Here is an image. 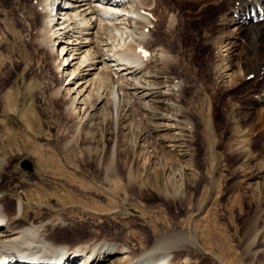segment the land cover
Listing matches in <instances>:
<instances>
[{
    "label": "rangeland",
    "instance_id": "1",
    "mask_svg": "<svg viewBox=\"0 0 264 264\" xmlns=\"http://www.w3.org/2000/svg\"><path fill=\"white\" fill-rule=\"evenodd\" d=\"M20 1L0 0V190L21 194L33 216L69 223L72 232L55 237L72 244L108 234L138 247L142 232L153 237V226L156 236L184 228L198 247L169 255L170 264H264V67L249 78L241 71L247 56L263 59L264 38H233L229 55L212 0L157 1L151 33L170 51L169 71L182 81L180 105L189 116L183 143L174 147L172 130L153 131L156 119L137 100L127 120L132 129H122L126 121L114 119L109 105L104 119L101 112L77 129L66 89L55 93L60 83L70 85L71 67L59 76V45H42L38 13L30 0L20 9ZM110 150L114 165L107 167ZM163 190L183 196L174 201Z\"/></svg>",
    "mask_w": 264,
    "mask_h": 264
},
{
    "label": "bare ground",
    "instance_id": "2",
    "mask_svg": "<svg viewBox=\"0 0 264 264\" xmlns=\"http://www.w3.org/2000/svg\"><path fill=\"white\" fill-rule=\"evenodd\" d=\"M61 1L30 0L29 4L38 13L40 24L37 34L42 45L49 50H56V45H59L57 52L62 54L57 66L59 76L62 77L71 67L66 77V85H70L64 87V84L60 83L55 93L59 94V86L66 89L64 93L69 100L68 107L79 114L73 122L76 128H80L85 122L84 119L92 120L101 112L104 119L105 114H108L104 106L109 105L114 119L121 118L126 121L122 124V129H130L133 123L127 120L131 106L134 100H137L144 115L151 120H162L160 123H155L158 122L156 120L151 122L153 131L172 130L171 145L177 147L183 143V133L188 129L189 116L180 105L183 94L182 81L169 71V49L165 48L162 42H155L151 27H147L148 24H152V28L156 25L152 17L155 16L158 0H63V3H68L66 9L59 6ZM211 3L220 9L217 19L220 27L217 30L223 32L221 38H225L222 41L229 55H233V38L240 37L244 41L264 38V20L254 19L258 17L259 12L264 14V4L260 0H212ZM26 5L24 0L20 1V9ZM141 9L148 14L141 12ZM173 16V10L169 8L167 20L174 22ZM231 23L236 24V33L230 30L227 32L226 27ZM174 29L172 25V32ZM210 41L213 46L217 43L214 38ZM136 43L145 46L150 51L149 55L138 56L134 50ZM222 48L218 47L220 50H223ZM262 55L263 59L246 57L244 68H241L242 77L250 72L256 75L263 69L264 51ZM150 60L158 61L161 65H149ZM226 62V66L230 64ZM262 93L264 96V90ZM74 138L71 137L64 144H69ZM110 151L111 159L106 161L107 167L114 165V151ZM42 160L41 156L39 161ZM131 182V178H128L125 185L128 186ZM172 193L171 190L164 191L162 196L174 201L183 196L177 192L173 196ZM10 196L15 197L13 208L9 207ZM26 205L21 194H14L8 189L0 190V253L9 254L13 259H16L17 254H24L42 258L45 262L49 260V255L60 252L65 257V264H70V260L75 256L79 257L71 264H170L169 255L175 258L183 254L188 255L192 251L188 246L192 249L198 247V239L190 229L165 228L156 236L154 233L159 231L154 226L151 227V239L142 232L143 240L139 241L138 247L131 246L114 235L107 236L108 234L94 235L72 244L55 236L58 233L72 232L73 226L64 221L51 222L48 218L33 216L29 212V204ZM63 225H66L65 228ZM56 226L57 230H53L56 228L52 227ZM183 262L191 264L189 258Z\"/></svg>",
    "mask_w": 264,
    "mask_h": 264
},
{
    "label": "water",
    "instance_id": "3",
    "mask_svg": "<svg viewBox=\"0 0 264 264\" xmlns=\"http://www.w3.org/2000/svg\"><path fill=\"white\" fill-rule=\"evenodd\" d=\"M21 164L25 167H28L29 169H32V163H31V160L28 159V158H23L21 160Z\"/></svg>",
    "mask_w": 264,
    "mask_h": 264
}]
</instances>
